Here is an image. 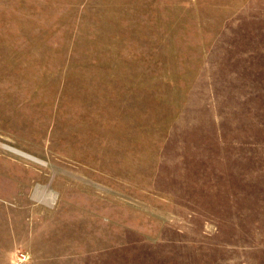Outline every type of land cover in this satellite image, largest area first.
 <instances>
[{"label": "rangeland", "instance_id": "1", "mask_svg": "<svg viewBox=\"0 0 264 264\" xmlns=\"http://www.w3.org/2000/svg\"><path fill=\"white\" fill-rule=\"evenodd\" d=\"M0 264H264V0H0Z\"/></svg>", "mask_w": 264, "mask_h": 264}, {"label": "built area", "instance_id": "2", "mask_svg": "<svg viewBox=\"0 0 264 264\" xmlns=\"http://www.w3.org/2000/svg\"><path fill=\"white\" fill-rule=\"evenodd\" d=\"M27 259V255L23 252H18L16 255H15V261L17 262H23Z\"/></svg>", "mask_w": 264, "mask_h": 264}]
</instances>
